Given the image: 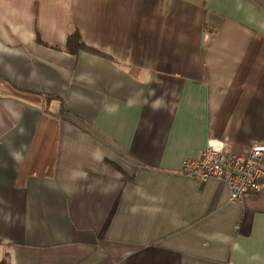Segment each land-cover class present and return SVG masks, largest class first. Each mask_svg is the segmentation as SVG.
I'll list each match as a JSON object with an SVG mask.
<instances>
[{
    "label": "crops",
    "instance_id": "0c3cea01",
    "mask_svg": "<svg viewBox=\"0 0 264 264\" xmlns=\"http://www.w3.org/2000/svg\"><path fill=\"white\" fill-rule=\"evenodd\" d=\"M210 140L264 144V0H0V264H264Z\"/></svg>",
    "mask_w": 264,
    "mask_h": 264
},
{
    "label": "built area",
    "instance_id": "2783aa9c",
    "mask_svg": "<svg viewBox=\"0 0 264 264\" xmlns=\"http://www.w3.org/2000/svg\"><path fill=\"white\" fill-rule=\"evenodd\" d=\"M264 144L255 143L242 154L232 153L225 143L210 140L197 160H186L182 172L205 183L218 179L227 183L230 200L241 203L264 187Z\"/></svg>",
    "mask_w": 264,
    "mask_h": 264
},
{
    "label": "trees",
    "instance_id": "16d2710c",
    "mask_svg": "<svg viewBox=\"0 0 264 264\" xmlns=\"http://www.w3.org/2000/svg\"><path fill=\"white\" fill-rule=\"evenodd\" d=\"M71 43H74L77 47H80V48L84 47V45L81 43L80 37H79V35L77 33L72 35L69 38V42H68L69 47H70Z\"/></svg>",
    "mask_w": 264,
    "mask_h": 264
}]
</instances>
